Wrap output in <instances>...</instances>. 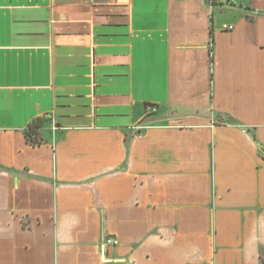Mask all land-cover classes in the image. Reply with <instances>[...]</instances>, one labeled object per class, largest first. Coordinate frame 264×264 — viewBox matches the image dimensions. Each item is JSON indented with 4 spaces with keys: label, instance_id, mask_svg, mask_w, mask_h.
I'll use <instances>...</instances> for the list:
<instances>
[{
    "label": "crops",
    "instance_id": "0c3cea01",
    "mask_svg": "<svg viewBox=\"0 0 264 264\" xmlns=\"http://www.w3.org/2000/svg\"><path fill=\"white\" fill-rule=\"evenodd\" d=\"M207 4L0 0V264H264V15Z\"/></svg>",
    "mask_w": 264,
    "mask_h": 264
},
{
    "label": "water",
    "instance_id": "95a60500",
    "mask_svg": "<svg viewBox=\"0 0 264 264\" xmlns=\"http://www.w3.org/2000/svg\"><path fill=\"white\" fill-rule=\"evenodd\" d=\"M204 1H205V5L208 6L207 0H204ZM211 7L213 9H232V10H238V11H242V12H246V13L264 15V12H262V11H257V10L249 9V8H243V7H239V6H236V5L220 4V5H214V6H211Z\"/></svg>",
    "mask_w": 264,
    "mask_h": 264
},
{
    "label": "built area",
    "instance_id": "2783aa9c",
    "mask_svg": "<svg viewBox=\"0 0 264 264\" xmlns=\"http://www.w3.org/2000/svg\"><path fill=\"white\" fill-rule=\"evenodd\" d=\"M237 0H223L224 4H235ZM228 29L232 30L233 27H229ZM152 111H155V109H151ZM104 245L105 246H108V245H112V246H116L118 245V241L116 239H106L105 242H104Z\"/></svg>",
    "mask_w": 264,
    "mask_h": 264
},
{
    "label": "trees",
    "instance_id": "16d2710c",
    "mask_svg": "<svg viewBox=\"0 0 264 264\" xmlns=\"http://www.w3.org/2000/svg\"><path fill=\"white\" fill-rule=\"evenodd\" d=\"M38 124H34L31 129H30V133L28 134V138L29 140L31 141V143L33 144H38V132H37V129H38Z\"/></svg>",
    "mask_w": 264,
    "mask_h": 264
}]
</instances>
